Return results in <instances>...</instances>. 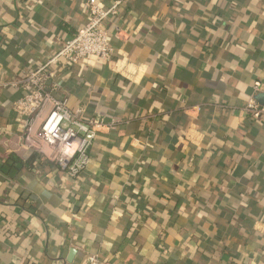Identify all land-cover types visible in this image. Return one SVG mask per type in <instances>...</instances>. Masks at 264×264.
I'll list each match as a JSON object with an SVG mask.
<instances>
[{"label":"crops","instance_id":"1","mask_svg":"<svg viewBox=\"0 0 264 264\" xmlns=\"http://www.w3.org/2000/svg\"><path fill=\"white\" fill-rule=\"evenodd\" d=\"M86 19L82 0H0V83ZM104 26L113 63L57 73L70 108L121 120L78 179L24 148L22 91L0 87V264H264V120L243 110L264 84V0H122Z\"/></svg>","mask_w":264,"mask_h":264},{"label":"built area","instance_id":"2","mask_svg":"<svg viewBox=\"0 0 264 264\" xmlns=\"http://www.w3.org/2000/svg\"><path fill=\"white\" fill-rule=\"evenodd\" d=\"M121 3L122 0H117L104 8L99 0H82L87 19L77 34L64 41L42 65L24 72L17 81L0 83V87L10 86L22 91L11 109L21 127L24 148L38 153L73 180L86 170L97 134L115 130L121 120L89 118L82 107L70 108L65 98L56 96L61 92L57 73L78 63H113L114 49L104 24L117 14ZM114 69L120 71L118 62H114ZM252 90L253 95L243 110L254 121H263L264 103L258 102L257 97L264 95V84L254 83ZM83 264L106 262L98 255H89Z\"/></svg>","mask_w":264,"mask_h":264},{"label":"water","instance_id":"3","mask_svg":"<svg viewBox=\"0 0 264 264\" xmlns=\"http://www.w3.org/2000/svg\"><path fill=\"white\" fill-rule=\"evenodd\" d=\"M257 100H258V102H260V103H264V95H259V96L257 97Z\"/></svg>","mask_w":264,"mask_h":264}]
</instances>
